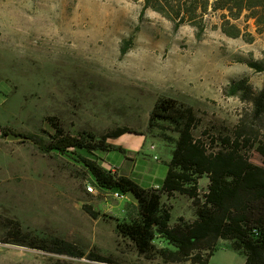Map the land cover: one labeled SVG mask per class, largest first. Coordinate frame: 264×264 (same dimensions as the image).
I'll return each instance as SVG.
<instances>
[{"label":"rangeland","instance_id":"rangeland-1","mask_svg":"<svg viewBox=\"0 0 264 264\" xmlns=\"http://www.w3.org/2000/svg\"><path fill=\"white\" fill-rule=\"evenodd\" d=\"M142 9L133 0H0V128L28 137L13 141L0 130V264H195L167 262L157 251L141 254L117 229L130 219L132 201L122 192L124 197H116L117 189L87 190L92 177L80 158L119 174L109 169V160L123 154L78 149L80 158L65 157L42 148L57 127L96 140L127 127L157 143L152 149L147 141L135 176L158 163L168 165L179 133L169 121L151 120L163 99H174L183 110L191 107L194 133L210 145L213 136H248L243 123L252 119V101L228 91L242 78L255 94L264 86V72L250 66L264 64V33L254 20H233L242 32L231 37L222 30L221 12L211 11L199 37L191 24L175 29L158 12ZM255 122L248 154L264 167V118ZM209 183L207 175L201 177L199 193ZM162 203L170 209L171 226L196 219L187 195L163 194ZM85 206L100 215L94 218ZM17 223L29 237L64 239L82 254L4 242ZM155 243L172 247L159 237ZM216 250L209 264L245 263L230 240L220 239Z\"/></svg>","mask_w":264,"mask_h":264},{"label":"trees","instance_id":"trees-1","mask_svg":"<svg viewBox=\"0 0 264 264\" xmlns=\"http://www.w3.org/2000/svg\"><path fill=\"white\" fill-rule=\"evenodd\" d=\"M142 2L145 12L152 9L174 23L178 29L184 24L197 28L200 37L206 28L205 17L211 12H221L222 30L231 37H239L241 28L232 23L243 15L253 19L257 32L264 33V0H133ZM128 48L123 46L122 53ZM251 67L264 72L262 62H252ZM243 92L252 101V119H245L243 129L249 128L248 136L239 132L236 136H213L211 144L194 133L196 115L191 107L177 108L174 99H163L156 104L151 120L169 121L179 133L174 139L172 159L161 187L143 188L130 177L112 174L96 160L79 157L76 150L88 153L115 149L108 138H116L134 131L127 127L118 128L100 140L90 135H73L57 127L56 133L45 152L61 156L79 157L91 183L101 191L117 189L127 194L134 191L140 203L129 202L130 219L118 223L121 235L132 240L141 254L158 252L167 262L192 261L209 264L217 251L220 239L230 240L234 250L245 256L244 264H264V167L251 161L248 146L255 140V121L264 118V86L253 93L247 78L234 81L229 86L230 95ZM254 119V120H253ZM4 136L10 129L0 128ZM120 150V149H116ZM207 175L208 190L199 193L198 180ZM180 193L189 196L195 207L196 219L192 222L181 218L171 226L170 209L163 205V194ZM86 211L97 218L100 213L91 206ZM6 243H15L50 253L80 257L81 252L71 242L55 239H38L23 232L20 224L8 232ZM167 241L172 247L158 248L157 238ZM209 250L207 255L203 253ZM55 264H70L57 261Z\"/></svg>","mask_w":264,"mask_h":264},{"label":"crops","instance_id":"crops-1","mask_svg":"<svg viewBox=\"0 0 264 264\" xmlns=\"http://www.w3.org/2000/svg\"><path fill=\"white\" fill-rule=\"evenodd\" d=\"M149 139L150 138L145 133L127 132L119 137L112 138L109 141L115 149L103 152H107L109 154H111V152H118L124 155L120 157H108L111 158L109 161L114 165L113 172H118L119 174L130 177L143 188L161 187L168 173V165L158 163L152 166V169L146 173L144 172L145 174L141 173L135 176L141 153L146 150L147 141ZM150 140L152 142L150 147L152 149L156 148L157 143H155L152 139ZM102 158L103 156H101V161ZM166 163L168 164L169 162Z\"/></svg>","mask_w":264,"mask_h":264},{"label":"water","instance_id":"water-1","mask_svg":"<svg viewBox=\"0 0 264 264\" xmlns=\"http://www.w3.org/2000/svg\"><path fill=\"white\" fill-rule=\"evenodd\" d=\"M8 138L10 140H25V139H28L27 136L23 135V134H20V133H15V132H10L9 135H8ZM126 197L131 200L132 202H134L135 204H139L140 203V200L138 198V196L136 195V193L134 191H130L126 194Z\"/></svg>","mask_w":264,"mask_h":264},{"label":"built area","instance_id":"built-area-1","mask_svg":"<svg viewBox=\"0 0 264 264\" xmlns=\"http://www.w3.org/2000/svg\"><path fill=\"white\" fill-rule=\"evenodd\" d=\"M109 169H112V171H113L114 170V167L109 166ZM87 190L89 192H95V190H97V187L95 186L94 183H89L88 186H87ZM105 191H107V189ZM115 196L118 197V198H121V197H124L125 195L122 194L121 192L116 191L115 192Z\"/></svg>","mask_w":264,"mask_h":264}]
</instances>
